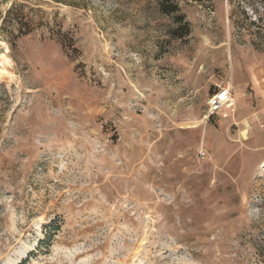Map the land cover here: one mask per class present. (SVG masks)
Instances as JSON below:
<instances>
[{
	"label": "rangeland",
	"instance_id": "374dc122",
	"mask_svg": "<svg viewBox=\"0 0 264 264\" xmlns=\"http://www.w3.org/2000/svg\"><path fill=\"white\" fill-rule=\"evenodd\" d=\"M160 1L0 0V264H264V0Z\"/></svg>",
	"mask_w": 264,
	"mask_h": 264
},
{
	"label": "built area",
	"instance_id": "2783aa9c",
	"mask_svg": "<svg viewBox=\"0 0 264 264\" xmlns=\"http://www.w3.org/2000/svg\"><path fill=\"white\" fill-rule=\"evenodd\" d=\"M208 115L218 114L221 117H227L234 110V98L232 95L231 86L229 83L217 88L207 99ZM198 156L200 158L205 157V151L199 150Z\"/></svg>",
	"mask_w": 264,
	"mask_h": 264
},
{
	"label": "trees",
	"instance_id": "16d2710c",
	"mask_svg": "<svg viewBox=\"0 0 264 264\" xmlns=\"http://www.w3.org/2000/svg\"><path fill=\"white\" fill-rule=\"evenodd\" d=\"M3 1H5V0H3ZM195 1H201V0H195ZM13 4H15V3H12V5ZM159 7H160V10L162 12L166 13V14L177 13L178 10H179L178 3L176 1H170V0H165V1L164 0H161L160 3H159ZM8 13L11 15L12 14V11L9 9L8 10ZM177 19H178L177 21H178V23L180 25V28H181V30H178V31H180V34L178 36L181 37V36L186 35L188 33V31H189L188 23L184 21L183 15H180V14L177 15ZM4 20L5 19L2 20V23H3L2 25H5V21ZM17 25H18V23H17ZM21 29L22 28L20 26L18 28H16L15 30L12 29L10 31V35H14L15 31H17L19 33L21 31ZM212 115H214V114H212ZM50 239H51V236L48 237L47 243H50L49 242ZM39 243H43V242L42 241L40 242V240H39Z\"/></svg>",
	"mask_w": 264,
	"mask_h": 264
}]
</instances>
